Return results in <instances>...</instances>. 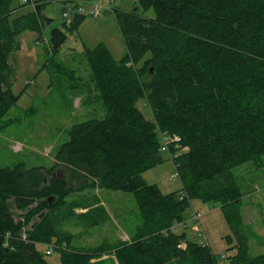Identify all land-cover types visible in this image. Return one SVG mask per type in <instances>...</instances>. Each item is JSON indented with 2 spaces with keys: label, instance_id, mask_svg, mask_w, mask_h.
Masks as SVG:
<instances>
[{
  "label": "trees",
  "instance_id": "trees-1",
  "mask_svg": "<svg viewBox=\"0 0 264 264\" xmlns=\"http://www.w3.org/2000/svg\"><path fill=\"white\" fill-rule=\"evenodd\" d=\"M137 3L132 11H115L125 54L117 61L104 43L84 46L92 85L69 89L71 99L86 92L85 103L101 102L103 117L72 125L49 168H0V264H47L38 247L50 244L60 264L95 263L107 252L117 264H218L207 244L168 231L195 199L220 204L230 230L227 264H264V253L249 256L242 194L231 176L245 162L261 165L264 155V0ZM27 6L0 0V127L9 123L1 119L20 96L12 93L9 57L20 47L21 33L40 32L44 24V3L37 0L34 9L19 12ZM149 7L156 14L152 20L136 13ZM84 19L75 13L51 30L49 69L77 78L56 55ZM140 99L152 120L141 114ZM165 135L180 139L167 148L181 183L169 194L141 176L162 164ZM95 189L133 194L142 223L128 241L73 249L59 222L76 207L63 213L58 208L70 195ZM92 202L97 205V198Z\"/></svg>",
  "mask_w": 264,
  "mask_h": 264
},
{
  "label": "rangeland",
  "instance_id": "rangeland-1",
  "mask_svg": "<svg viewBox=\"0 0 264 264\" xmlns=\"http://www.w3.org/2000/svg\"><path fill=\"white\" fill-rule=\"evenodd\" d=\"M59 1L63 0H41L44 3L41 31L21 33L18 38L20 47L9 57L13 69L12 93L20 96L1 119L9 123L0 127V168L20 163L26 168L51 167L61 143L68 139V129L87 119L101 118L105 113L101 102L94 100L92 105L84 102V99H88L86 92L71 99L72 92L69 89L75 84L87 91L92 85L90 69L83 56L84 46L91 49L98 43H104L117 61L125 54L126 48L115 11H132L138 7L137 0H65L66 7L63 6L65 3ZM95 3L101 7L100 14L95 16L87 13L78 29L68 34L66 43L56 55V59L62 61L66 69L75 71L77 78H70L68 72L65 74L49 69L46 64L52 55L48 38L51 30L61 27L60 24L66 20L64 13L75 14L72 11L75 7L87 11ZM25 10L30 11L32 8L27 6L19 12ZM136 13L147 20L156 16L152 7L145 10L138 8ZM137 106L146 119L152 120L151 111L143 99L138 100ZM160 151L162 164L142 173V180L155 185L162 194L179 191L181 183L171 156L165 150ZM59 174L65 176L61 170ZM231 174L242 194L243 233L247 238L249 256H257L264 253V155L261 165L245 162L232 168ZM93 197L97 198L98 206L92 202ZM72 204L76 207L73 208L74 214L59 223L60 230L72 236L70 246L73 249L86 250L100 245L112 247L120 240L128 241L138 232L142 223L134 196L129 192L95 189L90 193H75L67 198L66 205L58 208L57 212H65ZM190 205L185 216L190 217L191 212H196L200 214L199 220H190L187 229L179 228L177 232H183L186 241L207 244L218 264H227L226 256L231 252L227 250L230 245L226 243L225 237L230 234V230L220 204L214 201L202 203L195 199ZM84 206L91 207V210L88 211ZM98 220V224L92 225V221ZM38 249L46 250L42 246ZM45 259L47 264H60L56 251ZM114 259L107 252L90 261L95 262L91 264H117ZM168 264L189 263L171 261Z\"/></svg>",
  "mask_w": 264,
  "mask_h": 264
},
{
  "label": "built area",
  "instance_id": "built-area-1",
  "mask_svg": "<svg viewBox=\"0 0 264 264\" xmlns=\"http://www.w3.org/2000/svg\"><path fill=\"white\" fill-rule=\"evenodd\" d=\"M20 3L22 4H26V3H29L32 7H35V5L37 4V1L36 0H19ZM59 3H63L62 1H59ZM63 6L65 7L66 4H63ZM100 5L99 3H95L93 4L89 9H87V11L83 10L82 7H75L72 11H74V13L76 14H92V15H99L100 14ZM64 18L68 19L70 18V15H67V13H64L63 14ZM162 140V145H161V149L162 150H165L167 151V148L170 146V145H175V144H178L180 139H178L177 136H174L173 137H170V136H163L161 138ZM177 173V172H176ZM178 175V174H177ZM173 178H175V175L173 176ZM199 217H200V214L199 213H196V212H191L190 213V217H188V219H183L181 221H175L172 223V225L168 228V231L170 232H176L179 230V228H182V229H187L188 228V225H189V221H197L199 220ZM167 231V232H168ZM165 232V231H164ZM46 250L45 253L46 255L50 256L52 254V252L54 251L55 249V246L53 244H50L48 245L47 247H45Z\"/></svg>",
  "mask_w": 264,
  "mask_h": 264
},
{
  "label": "crops",
  "instance_id": "crops-1",
  "mask_svg": "<svg viewBox=\"0 0 264 264\" xmlns=\"http://www.w3.org/2000/svg\"><path fill=\"white\" fill-rule=\"evenodd\" d=\"M241 214L243 215V210L241 211ZM242 215H241V216H242ZM243 217H244V216H242V218H243ZM242 220H243V219H242Z\"/></svg>",
  "mask_w": 264,
  "mask_h": 264
}]
</instances>
